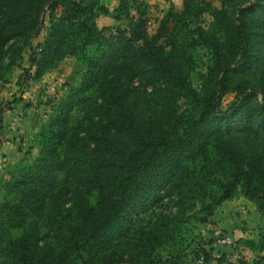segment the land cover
I'll list each match as a JSON object with an SVG mask.
<instances>
[{"label": "trees", "instance_id": "16d2710c", "mask_svg": "<svg viewBox=\"0 0 264 264\" xmlns=\"http://www.w3.org/2000/svg\"><path fill=\"white\" fill-rule=\"evenodd\" d=\"M110 1L0 0V87L44 14L34 80L69 57L86 67L42 122L36 157L0 178V264H220L185 236L238 198L254 204L261 226L237 244L264 252V0L212 10L185 0L154 36L146 11L132 14L137 0H118L113 12ZM205 13L211 27L191 28ZM101 15L126 29L105 35ZM199 49L211 64L195 90ZM230 91L240 99L221 112ZM165 200L174 213L155 211Z\"/></svg>", "mask_w": 264, "mask_h": 264}, {"label": "rangeland", "instance_id": "374dc122", "mask_svg": "<svg viewBox=\"0 0 264 264\" xmlns=\"http://www.w3.org/2000/svg\"><path fill=\"white\" fill-rule=\"evenodd\" d=\"M185 0H137L132 8V14L137 13L138 5L141 10L146 11V17L149 19L148 32L150 36H154L161 23L166 18L169 11L181 12L183 10ZM209 9H221L222 0H201ZM142 3L145 5L143 6ZM118 0H111L109 3L110 12L117 7ZM48 14L43 15V25L38 35L33 37L31 45L23 52L18 65L14 68V72L10 79L3 83L0 87V173L1 177H7V169L19 163L27 157L30 162L36 157L38 148L34 142L35 135L39 132L42 122L44 123L52 112V109L64 98L72 88L78 86L83 74L86 70L84 64L76 57H69L63 61L60 68L51 74H45L38 81L34 80L35 68L33 60L35 55L33 50L40 49L43 44L46 28L48 27L47 19L44 18ZM213 23V18L209 13L203 14L199 19L193 20L190 24L191 28L201 26L208 30ZM98 27L107 36L116 33L118 28L126 29L127 21L125 19L115 20L112 16L101 15L97 19ZM198 66L191 74V84L195 90H200L207 80L208 68L211 64V53L207 49H199ZM246 73L253 72L256 68L255 64L247 65ZM239 95L235 91H230L221 101V112H226L238 102ZM259 102L262 103V96L259 95ZM237 120L233 119L230 125L236 126ZM7 130L6 132H4ZM9 130L11 132H9ZM33 138H31V137ZM28 139H32L30 143ZM27 140V145L22 147ZM2 151V152H1ZM30 154L29 156H26ZM3 156H7L6 160ZM5 160V161H4ZM0 177V178H1ZM1 187V186H0ZM4 191L0 189V201L3 200ZM236 201V202H235ZM228 210V207L225 208ZM229 210L234 216L223 217L224 211L217 209L216 213L209 219L208 223H202L196 220L192 222V233L185 236V243L189 250L197 248L198 253L203 250L210 256H218L223 253V249L227 247V243H223L228 232V226L233 228L239 226L247 235L251 237L257 236V229L261 226V218L258 215L254 204L246 198H238L234 200ZM244 210L245 213L242 211ZM157 213L164 212L166 214L174 213L173 203L165 200L155 210ZM219 211V212H218ZM237 212V213H235ZM203 217V216H201ZM224 219V220H223ZM253 232V234H251ZM214 240V244L209 242ZM236 240V239H235ZM201 244V247L199 246ZM236 244V242L234 243ZM231 248V251H234ZM241 255L244 259L250 254L247 248L240 247ZM229 251V250H228ZM244 253V254H243ZM234 255H228V259L221 255L220 259L226 258L227 264H238ZM250 263L262 264L263 260H258L257 253L251 254ZM234 258V259H233ZM198 259V258H197ZM199 261V259H198Z\"/></svg>", "mask_w": 264, "mask_h": 264}, {"label": "crops", "instance_id": "0c3cea01", "mask_svg": "<svg viewBox=\"0 0 264 264\" xmlns=\"http://www.w3.org/2000/svg\"><path fill=\"white\" fill-rule=\"evenodd\" d=\"M7 130H5L4 132H6ZM9 132H11L10 130H9ZM29 137H31V136H29ZM31 138H33V137H31ZM27 140L31 143L32 142V139L30 140V139H28L27 138ZM27 140H26V142L25 143H23L22 145V147H25L26 145H27ZM2 152V151H1ZM6 157L7 156H3V158H5V160H6ZM4 160V161H5ZM0 177H1V173H0ZM0 189H1V187H0ZM235 200H237V199H235ZM236 202V201H235ZM232 205H234V200L233 201H231V202H227V203H224L218 210L219 211H224V213H225V216H224V214H222L221 213V215H223V217H227V211H229V214H228V217H231V216H234V214H231L232 213V210H229V208L232 206ZM228 207V210H225V208H227ZM218 211V212H219ZM243 213H245L244 212V210L242 211ZM235 213H237V212H235ZM224 220V219H223ZM228 229H229V233H230V235H227V237L226 238H230V237H232L231 239H229V241L231 242V245H227V247H225L224 249H223V253L221 254V255H223L224 257H226L227 259H228V255H234L235 254V252H237V253H239V254H241V252H243V251H241V249H240V247L241 246H239L238 244H237V241H239L240 239H254L255 237H251V235H247V234H245V232H243V230L241 229V228H239V226L238 225H236L235 227H233V228H231V227H229L228 226ZM251 234H253V232H251ZM228 236H230V237H228ZM236 239V240H235ZM236 242V244H234ZM234 247V251H231V248H233ZM229 250V251H228ZM247 252L248 253H250V254H245V255H247L246 257H245V259L241 256V255H239V254H235V260L237 259V261H238V264H252V263H250V258H249V256L251 257L252 255L251 254H255V252H253V251H250V250H247ZM244 254V253H243ZM221 255H218V257H222ZM249 255V256H248ZM257 257L259 258L258 260H263V263L262 264H264V252H261V253H257ZM226 258H224V259H222V261H221V263L220 264H227V260H226ZM233 258V259H234Z\"/></svg>", "mask_w": 264, "mask_h": 264}, {"label": "built area", "instance_id": "2783aa9c", "mask_svg": "<svg viewBox=\"0 0 264 264\" xmlns=\"http://www.w3.org/2000/svg\"><path fill=\"white\" fill-rule=\"evenodd\" d=\"M223 243H224V244H225V243L230 244V241H229V240H225ZM203 261H204V258H203V257L199 259V263L202 264Z\"/></svg>", "mask_w": 264, "mask_h": 264}]
</instances>
